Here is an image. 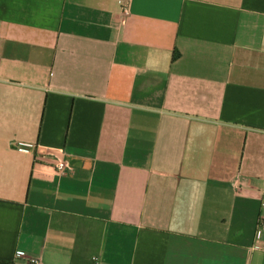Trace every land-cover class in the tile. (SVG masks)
Returning a JSON list of instances; mask_svg holds the SVG:
<instances>
[{"label":"crops","instance_id":"obj_1","mask_svg":"<svg viewBox=\"0 0 264 264\" xmlns=\"http://www.w3.org/2000/svg\"><path fill=\"white\" fill-rule=\"evenodd\" d=\"M122 1L0 0V260L264 264V0Z\"/></svg>","mask_w":264,"mask_h":264},{"label":"built area","instance_id":"obj_2","mask_svg":"<svg viewBox=\"0 0 264 264\" xmlns=\"http://www.w3.org/2000/svg\"><path fill=\"white\" fill-rule=\"evenodd\" d=\"M121 8L123 10V13L125 15H127L129 13V0H123ZM65 167H66L65 163L59 162V163L55 164L52 168L54 169V171L57 174H61L65 170ZM263 231H264V220H260L258 225H257V229H256V233H255V236H256L255 247L256 248L261 249L264 247V242L262 239ZM17 254L19 256L23 255L22 252H18ZM29 262H30V264H42L38 259H34V258L30 259Z\"/></svg>","mask_w":264,"mask_h":264},{"label":"trees","instance_id":"obj_3","mask_svg":"<svg viewBox=\"0 0 264 264\" xmlns=\"http://www.w3.org/2000/svg\"><path fill=\"white\" fill-rule=\"evenodd\" d=\"M0 264H12V263L0 260Z\"/></svg>","mask_w":264,"mask_h":264}]
</instances>
